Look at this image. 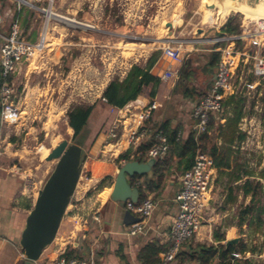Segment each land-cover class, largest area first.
I'll return each instance as SVG.
<instances>
[{
    "label": "rangeland",
    "instance_id": "rangeland-1",
    "mask_svg": "<svg viewBox=\"0 0 264 264\" xmlns=\"http://www.w3.org/2000/svg\"><path fill=\"white\" fill-rule=\"evenodd\" d=\"M206 1H54V14L63 18L51 21L46 52L31 61L26 78L20 74L17 80L21 83L22 90L19 99L20 123L16 127L0 126V168L3 169L0 172L22 182L21 194L32 206L37 197V189L41 188L55 165V161H45L44 149L49 154L64 140L70 144L75 143L66 118V113L72 107L93 106L95 113L101 112L104 115L105 119L99 123L98 135L107 122L117 118V113L101 100L102 94L111 81L123 76L126 69L138 65L145 55L159 52L164 40H173L176 46L181 45L180 56L183 61L187 43L198 38L217 39L221 37L216 33L217 27L227 18H233L239 23L245 18L239 13L219 14L216 10L212 12L213 20L209 22L206 20L209 10L206 8ZM23 13L28 17L32 11L24 8L20 14ZM63 19L73 20L82 26L69 24ZM8 23L9 20L4 19L0 27V34L3 36L8 35ZM168 23L172 25L171 29L166 26ZM31 26L33 29L30 36H37L40 23L33 24L32 18L29 22L24 21L22 29L28 31ZM249 69L246 66L243 70L240 91L236 96L243 99L241 110L245 119L240 121L239 128L244 134V140L234 144L233 150L237 161L254 172L252 182L260 186L256 200L260 202V207L257 208L263 210L262 224L256 222L250 227L244 226L241 233L238 229L236 233L230 234L231 237L239 238V249L244 245L249 252H253L249 254L255 255L250 259L254 264H264V79L258 81ZM149 92L150 90L144 91L143 94ZM136 106L143 107L140 102L134 101L122 109L120 114L122 120L118 134L126 136L122 139L126 142L124 147L127 146V136L134 130L132 120H139ZM230 112L225 109L222 114L226 117ZM94 127L97 126L92 122L90 128L95 129ZM90 142L86 139L81 144L83 160L90 153L95 140L91 144ZM42 147L44 149L40 150ZM102 152L100 149L95 157L96 161H109L108 156H102ZM92 177L90 186H98L99 190L110 189V180H106L103 188H100L99 177L93 174ZM219 190V193L225 191L226 186L219 183ZM107 196L108 194H102L99 198L105 199ZM87 197L86 194L77 203L81 210H86L97 202V197L91 201ZM249 202V199H240L235 205H231V216L226 218L225 225H232L234 214L237 215ZM70 208L68 205L66 210ZM213 211L217 213L216 209ZM217 223L221 221L218 219ZM70 225L65 215L59 231L61 237L66 236L68 231H64L70 229Z\"/></svg>",
    "mask_w": 264,
    "mask_h": 264
},
{
    "label": "built area",
    "instance_id": "built-area-1",
    "mask_svg": "<svg viewBox=\"0 0 264 264\" xmlns=\"http://www.w3.org/2000/svg\"><path fill=\"white\" fill-rule=\"evenodd\" d=\"M6 1L11 2L13 7L6 13H3L0 7V27L5 17L9 20L8 35L3 36L0 34V126L16 127L20 123L19 99L22 93V90H20L21 83L17 82L18 77L21 74L23 78H26L31 61L46 52L49 25L53 20L60 21L59 17L61 16L53 12L55 0ZM24 8L32 11L33 23H40V32L34 41L29 40L31 33L24 31L21 26L20 13ZM221 26L217 27L218 33ZM213 42L221 44V47L216 50L220 54L217 69L209 91L202 97L199 104L192 107L191 111V117L194 121L192 129L197 133H206L210 117L222 115V103L227 98L237 96L240 91L243 70L246 66L250 67L249 72L258 81L264 79V54H262V51H264V18H243L239 23L238 34H223L221 37L214 39ZM237 43H240L239 47ZM180 49L181 45L176 46V42L173 40H166L162 43L161 56L169 60V67L160 77L162 81H168L176 77L171 70V65L181 61ZM101 100L106 103L103 97ZM157 107L155 102H150L142 108L135 107L139 111V120L134 125L133 121L135 119H133L132 125L137 130L131 131L127 136V148L124 151L123 148L125 147L121 145V142L126 136L123 133L118 134L120 121L122 120L120 114L124 108L118 111L119 117L108 129L106 141L101 148L103 150L102 156H108V159H110L107 162L114 163L120 168L125 163L133 161V157L141 155L136 152V148L140 140L148 136L145 131L139 134H137V131L143 127V123L150 118ZM151 142V146L144 154L145 162L148 160L155 162L164 158L170 147L166 136L160 131L153 134ZM122 155H125V158H120ZM213 170L212 158L206 153L197 151L191 167L179 176V188L174 197L177 213L170 226L169 244L159 254L161 264L174 262L180 249L186 243L194 240L199 233L203 223V213L206 210L211 191V172ZM92 179L90 173L82 164L79 180L69 204L71 208L66 210L64 214V217L67 215L72 228L65 239L60 238L58 234L56 235L52 245L58 252V256L55 260L46 261L42 264H95L93 255L68 256L70 250H78L74 244V238L77 235L84 237L89 228L88 218L92 223L100 221L97 211L98 202H94L86 210H81L77 206V203L86 194L88 195V201L97 197L99 189L98 186H90ZM112 185L111 182L110 188H112ZM135 185L140 186L141 183L138 181ZM79 195L81 196L79 197ZM154 207L155 204L151 198H145L139 203L130 201L125 203V208L134 214L138 220L126 230L127 235L134 237L144 232L147 220L151 216ZM251 257L253 256L248 252L244 255H235V259L239 260L251 259Z\"/></svg>",
    "mask_w": 264,
    "mask_h": 264
},
{
    "label": "crops",
    "instance_id": "crops-1",
    "mask_svg": "<svg viewBox=\"0 0 264 264\" xmlns=\"http://www.w3.org/2000/svg\"><path fill=\"white\" fill-rule=\"evenodd\" d=\"M0 7L2 11L6 13L8 10L12 9L13 4L9 1H0ZM31 15L32 14L28 17H25L24 13L21 15V26L24 21L29 22ZM5 19L8 20L7 17H5ZM32 29L33 26L28 29V32H32ZM216 33L219 35L218 31H216ZM36 37L37 36H29V40L34 41ZM213 40L214 39L211 37H206L204 39L198 38L190 43H187L185 60L171 65V70L176 77L168 81H162L160 79L163 72L169 67V60L163 58L160 51L155 52L154 54L151 53L145 55L138 65H134L139 67L141 70H145L149 59H154L155 62L150 68L149 74L160 79V84L157 87H153V85L143 87L140 95L136 98V100H134L135 102H140L142 106H145L150 102H155L158 106L153 112L151 121L143 130L147 134L151 133L150 130L152 127L156 128L165 122H169L172 128H179L180 134L183 137H185L192 130L194 124L191 117L192 107L195 105L202 93H207L209 91L216 72L214 69L206 66V63L210 60L213 52H216L218 49ZM189 59L194 62L193 67L195 68L194 75L191 78V85L194 87L192 99L183 98L182 87L178 75L183 66V62ZM116 68L117 66L115 69ZM130 69L131 67L126 69L123 76L116 80L119 82L123 81ZM148 90H150V92H155L154 98H150V92L146 95L143 94L144 91ZM108 107L112 109L114 113H117L115 114V117L118 118V111L120 109L113 108L111 106ZM225 109H229V112L231 111L229 107L224 108L223 111ZM230 115L231 114L229 113L228 116ZM117 118H113L109 123L107 122L103 131L97 135L99 130L98 127L100 125L99 123L103 121L105 117L101 112H94L90 117L86 128L85 140L87 139L89 142L90 140L91 142L95 140V143L93 144L90 153L83 160V164L86 170L90 173L91 177L92 174L99 177L98 181L100 182V188H103L106 180H110V182L113 183L118 170V167L114 163L96 161L95 159L96 155L106 141L108 129ZM242 119L245 118L243 117ZM92 122H95L97 126L94 127L95 129L90 128V124ZM224 124L225 121L220 120V125L224 126ZM133 129L135 130L136 128ZM140 141L145 142L146 140L142 138ZM221 144L222 142L217 140V145L220 146ZM126 148L127 147L123 148V151ZM231 148L233 149V147ZM96 163L99 164L97 165ZM238 164L240 163L238 162ZM240 165H242V171L251 172V177H243V174L238 173L241 180L236 181L233 178L234 172L232 170L220 174L214 168L211 172V191L206 210L203 213L202 227L197 236L194 238V243L216 245L212 238L214 230H216L220 235H224L225 240L221 242V244H225L227 240L232 238L236 239L233 236L231 237L230 233H236L238 231V214H234L232 225H225V221L227 217L231 216V205H235L240 199H246L247 201L248 199H251L250 196L242 193V186L247 179L250 181L254 180L252 179L254 177V172L247 168L245 164ZM2 170L3 169L0 168V171ZM170 170L174 172V175L166 178V180H164L159 187L150 191H145L146 198H151L154 201L155 207L151 216L147 220L144 232L138 236L131 237L126 233V230L135 224L137 217L125 208V203H116L109 199L112 188L109 190L100 189L97 194V211L100 221L98 223H93L92 226H89L88 230L85 232L83 241L84 255H93L95 264H141L137 260V255L140 249L146 244L156 242L163 248L164 251L169 244L170 226L177 213L174 197L179 188L178 178L181 175L180 172H176L174 169ZM145 179L146 178L143 177L138 181L141 184H144ZM219 183L223 184V187L226 186V190H222L221 193H219ZM21 190L22 182L15 177L3 175L0 172V264H23L24 262L23 254L18 246L17 239L24 227L26 217L31 210L32 204L27 198H24L23 194H21ZM102 194H108V196L105 199H100L99 197ZM214 209L217 210V213L213 211ZM218 216H220V218H217ZM218 219L221 221L219 224L217 223ZM63 222L64 218L61 221L60 227ZM60 227L57 233L59 237H61L59 234ZM71 228H66L67 230L64 232H68H66V236L61 237L62 239H65L68 236ZM187 244L188 243L183 246V249L187 247ZM247 252L251 254L253 253L248 250L246 253ZM57 256L58 252L51 244L42 252L39 260L35 264L53 261L57 258ZM170 264H178V261L175 260Z\"/></svg>",
    "mask_w": 264,
    "mask_h": 264
},
{
    "label": "trees",
    "instance_id": "trees-1",
    "mask_svg": "<svg viewBox=\"0 0 264 264\" xmlns=\"http://www.w3.org/2000/svg\"><path fill=\"white\" fill-rule=\"evenodd\" d=\"M238 33L239 22H236L233 18H227L219 29V36L223 34L235 35ZM216 45L217 48L221 47L219 43ZM237 46L239 47L240 43H237ZM219 57V53L213 52L206 66L216 71ZM154 62L155 60L150 58L145 70H141L137 66H132L123 81H111L102 94L106 100V104L113 108L122 109L130 102L136 100L143 87L148 85L157 87L160 84V79L149 74V70ZM193 63L191 59L184 61L178 73L182 87V95L186 99H192V92H194V87L191 85V78L195 72ZM205 94L202 93L199 99L197 98L198 100L195 105L199 104ZM149 96L150 98H154L155 92H150ZM242 102L243 99L241 96L227 98L222 103V107L223 109L229 107L231 109V115L226 117L223 115L211 116L206 133H197L192 129L183 137L180 134L179 128H172L169 122H165L156 128L152 127L150 130L151 133H148V137L144 138L146 141H140L136 148V152H139L141 155L133 157L132 160L145 162L144 154L151 146V137L158 131L166 136L170 147L164 158L155 161L152 167L154 179H145L144 184L140 186L135 185L140 192L138 203L146 198L145 191L159 187L166 178L174 175V172L170 169H174L180 173L189 169L197 151L210 156L213 160L214 168L220 174L232 170L234 172L233 178L236 181L241 180L238 173L243 174V177H251V172L242 171V165L238 164L237 158H235V151L231 148L234 144L244 140V134L239 130V123L243 118L241 110ZM93 109V106H74L66 113L67 125L73 131L75 142L81 144L85 140L87 124L94 113ZM152 116L153 112L150 118L143 123V127L138 129L137 134L144 130L145 126L151 121ZM220 120L225 121L224 126L220 125ZM217 140L222 142L220 146L217 145ZM120 158H125V155L120 156ZM138 180H134V183ZM259 187L258 183H254L248 179L243 183L242 193L250 196L251 199L249 204L238 213L237 226L239 232L242 231V227L244 226L250 227L256 222L262 224L261 213L263 210L257 208V206L260 207V202L258 203L256 200ZM212 238L216 245L191 243L193 241L191 240L185 249L183 247L180 249L175 260L178 261V264H253L248 259H235L236 254L244 255L246 253L247 249L244 245L240 249L238 248L240 244L226 248L224 244H221L225 240L224 235H220L216 230L213 231ZM161 251H163V248L156 242L146 244L140 249L137 260L141 264H160L158 255ZM68 256L82 257V254L74 249L68 252Z\"/></svg>",
    "mask_w": 264,
    "mask_h": 264
},
{
    "label": "water",
    "instance_id": "water-1",
    "mask_svg": "<svg viewBox=\"0 0 264 264\" xmlns=\"http://www.w3.org/2000/svg\"><path fill=\"white\" fill-rule=\"evenodd\" d=\"M231 1L251 9L264 4V0ZM207 8L214 9V6H207ZM166 26L169 29L172 28L170 23ZM81 144L77 142L70 144L64 140L53 148L45 158L46 162L55 161V165L38 190L37 197L17 239L23 254V264H35L42 252L52 244L58 233L82 169L84 151ZM154 163L153 160L146 162L133 160L118 168L109 199L116 203H126L127 201L138 203L140 192L134 186V180L143 177L147 180H153L152 167ZM88 224L89 226L93 224L90 218H88ZM83 241L82 235H77L74 238V244L82 255H84ZM238 242V238L230 239L224 245L227 248L236 245Z\"/></svg>",
    "mask_w": 264,
    "mask_h": 264
},
{
    "label": "bare ground",
    "instance_id": "bare-ground-1",
    "mask_svg": "<svg viewBox=\"0 0 264 264\" xmlns=\"http://www.w3.org/2000/svg\"><path fill=\"white\" fill-rule=\"evenodd\" d=\"M206 6H214V9H209L206 7L207 9H209L207 11V16H206V20L209 22H211L213 20L211 15H212V12H214L216 10L218 11L219 14H221L222 12L239 13L247 19H254V18H258V17L264 18V4L258 5L256 8L251 9V8H246L245 6L240 5V4H238L234 1H231V0H222V1H218V2H217V0H207ZM59 19L62 20L61 17H59ZM63 20H65L69 24L81 25V24L74 23L73 20L72 21H69L67 19H63ZM178 22H180V20H178ZM137 123H138V119H135L133 121V124L136 125ZM124 142L125 141H122L121 145L126 144V142L125 143ZM43 149L44 148L42 147L40 150H43ZM44 152H45L44 154H46V155L48 154V150L44 149ZM46 155H45V158H46Z\"/></svg>",
    "mask_w": 264,
    "mask_h": 264
}]
</instances>
